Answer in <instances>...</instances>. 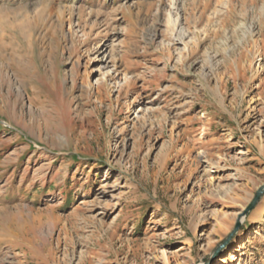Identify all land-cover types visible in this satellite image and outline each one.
Masks as SVG:
<instances>
[{
	"label": "rangeland",
	"instance_id": "1",
	"mask_svg": "<svg viewBox=\"0 0 264 264\" xmlns=\"http://www.w3.org/2000/svg\"><path fill=\"white\" fill-rule=\"evenodd\" d=\"M263 186L264 0H0V264H264Z\"/></svg>",
	"mask_w": 264,
	"mask_h": 264
},
{
	"label": "bare ground",
	"instance_id": "2",
	"mask_svg": "<svg viewBox=\"0 0 264 264\" xmlns=\"http://www.w3.org/2000/svg\"><path fill=\"white\" fill-rule=\"evenodd\" d=\"M183 35V34H182ZM182 38V37H180ZM105 79V78H104ZM105 82V81H104ZM129 82V81H128ZM75 83V82H74ZM105 83H103L102 85H104ZM92 85H90L91 87ZM257 211V216L259 217V219L263 218L264 216V199L259 203V205L257 206L256 210ZM243 219V217L241 218ZM245 246L244 241L241 242V244L239 245V247L235 248L233 251H230V253L228 254V256L224 259H222L220 262L222 264H227L233 261V259L235 258V253L238 251H242V248Z\"/></svg>",
	"mask_w": 264,
	"mask_h": 264
},
{
	"label": "water",
	"instance_id": "3",
	"mask_svg": "<svg viewBox=\"0 0 264 264\" xmlns=\"http://www.w3.org/2000/svg\"><path fill=\"white\" fill-rule=\"evenodd\" d=\"M264 191V186L263 187H261L258 191H257V193H256V195H255V198H254V200L252 201V203L250 204V206H249V209H251L256 203H257V201L259 200V198L261 197V194H262V192ZM239 226H240V223H237V225L235 226V228H234V230L228 235V237L225 239V241L219 246V249L221 248V247H223L231 238H232V236L237 232V230L239 229Z\"/></svg>",
	"mask_w": 264,
	"mask_h": 264
}]
</instances>
